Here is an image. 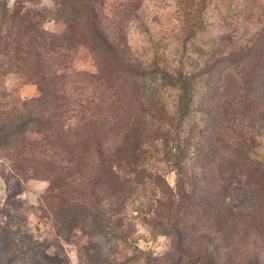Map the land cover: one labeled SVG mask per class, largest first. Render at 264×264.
<instances>
[{
	"label": "rangeland",
	"instance_id": "rangeland-1",
	"mask_svg": "<svg viewBox=\"0 0 264 264\" xmlns=\"http://www.w3.org/2000/svg\"><path fill=\"white\" fill-rule=\"evenodd\" d=\"M60 1L0 0L2 38L8 10L16 4L47 8V17H53ZM87 3L97 7L91 18L125 44V55L136 66L155 56L161 64L166 59L169 66L182 65L186 71L210 64L211 86L204 83L195 98L203 151L209 157L189 168L192 185L181 212L171 210L169 194L153 185L135 187L120 199L107 196L92 174L72 185L77 199L70 209L60 210L48 196V181L34 172H15L12 157L0 146V264H119L139 250L158 264H172L205 248L216 250L219 264H264V0ZM44 28L59 34L65 24L51 19ZM0 51V123L8 126L20 101L39 94ZM221 56L232 57L229 72L220 73ZM73 68L94 70L87 49L78 51ZM213 84L219 88L209 94ZM165 100L170 108L172 98L166 94ZM223 103L226 121L213 122ZM210 153L216 154L214 162ZM255 159L263 164L256 165ZM148 163V170L176 190L175 171L161 160Z\"/></svg>",
	"mask_w": 264,
	"mask_h": 264
},
{
	"label": "trees",
	"instance_id": "trees-1",
	"mask_svg": "<svg viewBox=\"0 0 264 264\" xmlns=\"http://www.w3.org/2000/svg\"><path fill=\"white\" fill-rule=\"evenodd\" d=\"M58 5V12L47 17V8L16 4L8 10L6 37L0 34V49L15 65L12 70L35 84L39 94L20 101L8 126L0 123V146L12 157L15 172H34L47 180L48 196L60 210L70 209V202L77 199L72 185L92 174L94 183L104 184L107 196L120 199L135 187L153 185L169 194L171 210L181 212L182 199L192 185L189 168L209 157L203 151V132L196 118L201 111L196 110L195 98L204 83L211 86L210 64L186 71L182 65L169 66L166 59L161 64L155 56L136 66L125 55V44L109 37L103 24L91 18L95 5L87 0H62ZM51 19L65 24L62 33L44 28ZM81 48L90 52L94 70L73 68ZM219 58L220 73L229 72L232 57ZM213 87L209 94L219 85ZM166 94L173 100L170 108ZM221 106L213 122L226 121L225 103ZM210 108L209 115L214 110ZM210 157L214 162L216 154ZM156 159L175 171L176 190L159 173L148 170V161ZM254 162L263 164L259 159ZM90 169L93 173L88 174ZM187 258L172 264H219L215 249H200L194 258ZM154 263L158 264L139 250L119 264Z\"/></svg>",
	"mask_w": 264,
	"mask_h": 264
}]
</instances>
